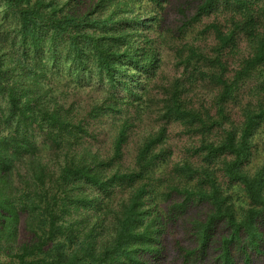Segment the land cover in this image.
Segmentation results:
<instances>
[{"label":"trees","instance_id":"1","mask_svg":"<svg viewBox=\"0 0 264 264\" xmlns=\"http://www.w3.org/2000/svg\"><path fill=\"white\" fill-rule=\"evenodd\" d=\"M168 246L264 258V0H0V264Z\"/></svg>","mask_w":264,"mask_h":264},{"label":"rangeland","instance_id":"2","mask_svg":"<svg viewBox=\"0 0 264 264\" xmlns=\"http://www.w3.org/2000/svg\"><path fill=\"white\" fill-rule=\"evenodd\" d=\"M200 28H201V25H196L194 30H191L189 33L186 34V36H188L187 39H189L190 37H192L194 35H197ZM198 37L203 38L201 35ZM167 38H168V36H167ZM198 40H200V39H198ZM210 40H212V37H209V42H210ZM162 58L164 59L163 60L164 64L162 65V70L165 71V74L169 77L175 75L177 73L175 67L172 65V62L168 63V62L172 61V59H173L172 51H164ZM81 94L82 95H81L80 101L83 102V105H85V107H87V105H88L87 100L90 99V97L91 98L97 97L96 94L90 93V92H83ZM107 122H108L107 119H105L103 121L104 128H106ZM153 123H154V121L150 120L149 123H148V121H146L144 123L139 122L138 124L141 125L142 127H145L144 125L147 124L146 128H148ZM168 132H169V135H168L169 145H170L171 149L174 151V154L176 155L177 153L178 154L182 153L183 151H182L181 147L184 144L185 138L182 137V135H178L177 128L176 129H174V128L168 129ZM133 148H134V142H132V139H131V141L127 145V149L125 151L126 153L124 156V161L126 163H129L131 160V157H132L131 153L133 152ZM179 150H181L180 153H179ZM252 260H253V264H264V258L263 257H260V256L259 257H253ZM164 262H165V264H177V262L175 261L174 251L172 250V248L170 246H168V251L166 253V257H165ZM198 264H206V263L199 262ZM237 264H241V263H237Z\"/></svg>","mask_w":264,"mask_h":264}]
</instances>
